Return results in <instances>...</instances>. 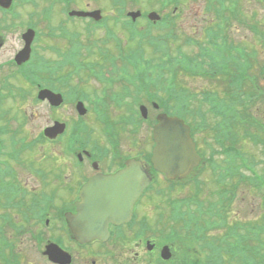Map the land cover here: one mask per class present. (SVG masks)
I'll use <instances>...</instances> for the list:
<instances>
[{"label":"rangeland","instance_id":"obj_1","mask_svg":"<svg viewBox=\"0 0 264 264\" xmlns=\"http://www.w3.org/2000/svg\"><path fill=\"white\" fill-rule=\"evenodd\" d=\"M38 3L45 2L43 0H36ZM85 3L88 5V9L91 8H104L105 6H110V0H84ZM146 4V3H145ZM152 8H148V6H142L139 5V7H134V8H140L142 10H151V9H155V10H160L162 11V9H160L159 7L161 6V3L157 0H154V2L152 3ZM46 4H42V6L44 7ZM145 7V8H143ZM78 8V7H76ZM172 8V7H169ZM205 8V2L204 0H188L187 2H184V5L180 6L179 9H186L187 14L184 16V14H182L180 17H178L177 21V27L179 30V35H180V39L182 37V35H189L190 37L193 38H199L200 40L203 39V35H202V30L204 28V26L206 25V23L208 21H210L212 19V16L206 14L203 10ZM53 10L56 9V7L54 6L52 8ZM79 9V8H78ZM17 12H18V17L17 20L18 21H24L26 22V17H28V13L30 10H32V8H29L27 5H25V1H22L16 8ZM263 10V6L259 5L258 3H253L251 0H244V4L240 5V15L241 17L243 16L245 19H247L249 21V19H252V16L250 18V15L252 13H256L257 17L260 15L261 16V11ZM110 13V11H108ZM41 12L39 11L38 14H40ZM108 16H110V14H107ZM53 19V21H52ZM64 21H67V19H63ZM74 19H78V18H74ZM58 20L54 17L51 18L50 22L51 24H55ZM75 22H77V20H74ZM84 23H78L75 26L77 28H79L80 26H82ZM70 27H72V25L68 24ZM41 27H44V24H42ZM69 27V28H70ZM76 28V29H77ZM247 27H245L242 23H240V21L238 22H234L231 21V24L228 28V37L230 40L234 41L235 43H246V44H251L252 43V38L249 35L248 30L246 29ZM113 32L116 34H120L121 35V39L123 44L130 48L133 49L136 47L137 42L135 39H129V35L127 33H125L124 31H122L119 27L117 26H113L112 28ZM17 32L18 29H14L12 31H9V33H7V38H8V42L9 44H7V46L5 47L4 50H8L9 46H11L10 44H17L18 43V39H17ZM182 34V35H181ZM95 38H100L103 37V31L102 30H97L95 33V36H93ZM250 41V42H249ZM51 43H55L59 46H62V42L61 41H51ZM176 44V43H175ZM174 44V45H175ZM189 46V45H188ZM192 46L188 47V51H191ZM187 48V47H186ZM254 73V70H253ZM79 77L81 78L80 80H82L84 77H82V75L78 76L75 75L71 82L72 85H76L78 83V79ZM182 79L186 80V82L188 84H190L191 86H193L194 89H199L200 87H212L213 89H217L218 90V85L219 83L216 82H210L207 81L205 79H189V78H183ZM91 84H92V88L90 87V90L88 88H85V90L87 92H90V94H92L93 89H95V91L99 92V88L100 86L93 83L92 80H90ZM261 84H263L264 82L262 80L259 81ZM83 84H81L82 86ZM244 102L242 104L240 103H236L235 104V108L237 110L238 113L245 111L248 112L252 118L257 119L260 117H258V112H257V107L259 106V103H252L249 100H243ZM88 104V103H87ZM25 111L27 113V115H29V122L28 125L30 126V129L32 131V133H35L37 130V127H41L43 125H47L49 124L51 121H53V119H60V120H69L71 118H74V112L72 110L71 104H68L67 106H65L64 108L61 109H57L54 110L55 112H53V114H50V109L49 107H45L42 104H30L29 102L25 103ZM70 114L69 116H66V114ZM32 114V116H30ZM56 117V118H53ZM85 120L87 121V123L93 127V120L91 117H87L85 116ZM35 122V124L33 125L32 122ZM72 123V122H70ZM129 132L125 130H123L120 133V139H119V143L120 146L123 150V152L125 153H131L132 150H130L128 148V144L126 142L127 138H128ZM140 138L143 140V145L147 147V145L149 144L148 141V130L147 128L144 126L141 134L139 135ZM243 142L240 143V146L245 150V151H249L251 152L254 156H255V161H256V167L255 169L257 171H260L261 169H264V150H262V148L257 145L254 146V148L251 145H245L243 146ZM49 145V143L47 142V146ZM53 145V144H51ZM60 145H57L55 148L53 149H49L50 147H47V153H53L52 156H56V159H48L49 161H45V165L48 167V171L49 170H55L56 167L60 168V169H66L65 165L66 162L63 158H62V154L60 151ZM57 158H60L59 160ZM212 177L209 172H203L201 178L205 181V184L202 185V193L205 190L207 192V196L209 195L210 192H214L216 190V186L212 181ZM58 186H60V184L56 183L51 185L52 189H56L57 191V197H62V199H65L66 193H61L60 189L57 188ZM188 190V195H190L191 190L190 188H186ZM182 191V190H181ZM262 192H258L255 189H252V191L250 193H245V198L246 199H242L243 193L240 192L238 195L240 196V199H236L235 203L232 206V212L236 213L238 216V219L241 220L242 222H250L252 225H254V223H261L262 220V213L264 211V206L263 204H260L261 201V194ZM184 195V192H180L179 194H176V196H180L182 197ZM206 197V196H205ZM157 199H153L152 201H146V204L150 205V209L146 210L144 209V211H149L148 213V217H153L156 218L157 213H158V209L156 208V206H153V202L156 201ZM143 204L142 208L146 207L147 205ZM117 253H121L122 255H126L127 254V247L125 245L118 247V251ZM86 254L82 253L80 255H76L75 256V264H87V259L85 258ZM119 257V256H118ZM119 261H125V259L120 258ZM29 264H40L38 261H33L30 260Z\"/></svg>","mask_w":264,"mask_h":264},{"label":"water","instance_id":"obj_2","mask_svg":"<svg viewBox=\"0 0 264 264\" xmlns=\"http://www.w3.org/2000/svg\"><path fill=\"white\" fill-rule=\"evenodd\" d=\"M3 2L6 1L3 0ZM156 139L158 146L153 160L169 177L184 176L189 172L190 167L196 164V161H193L195 156L192 145L187 138V131L182 129L179 122L162 117ZM188 156L190 158L187 159ZM138 169L141 170V167L133 164L117 176L111 177L110 180H107V184L102 187L107 192H98L93 186L86 191L92 203L93 208L91 210L96 213L92 216L86 212L83 215L84 219L79 220L77 231L80 235L99 233L101 230L98 228L99 226L91 227L103 217L106 227L108 221L129 214L132 202L143 186L140 183L137 185L136 179L143 178V173L140 172L138 177L134 175ZM95 192H98L101 199L92 197Z\"/></svg>","mask_w":264,"mask_h":264},{"label":"flooded vegetation","instance_id":"obj_3","mask_svg":"<svg viewBox=\"0 0 264 264\" xmlns=\"http://www.w3.org/2000/svg\"><path fill=\"white\" fill-rule=\"evenodd\" d=\"M34 163H30L28 160H23L22 157L19 158L17 162L18 168L14 169L13 171L16 172L15 175L12 176V182L8 185L9 190L14 193L16 191L19 192H39L41 189L46 188V167H45V159L40 158L35 155ZM0 166L8 165L13 166L14 163L11 161V154L10 153H3L0 154ZM31 165L34 169L31 168ZM3 171V170H2ZM10 173V172H9ZM71 179L68 180L70 182ZM8 183V179L3 176L0 180V184ZM77 180L71 182V184L66 186V191L73 190ZM73 193L69 194L66 197V206L62 207L61 210H56V208L49 207L50 211L47 214L46 208L43 207V202L45 201L44 195H40L39 201L35 202L33 205V210L31 213L27 214L25 212H21L19 215L15 216V220L12 219L9 223L10 227L9 230L13 233H9L8 236H20V243L21 246L24 242L29 240L28 237L22 236H47V233L50 235V239L46 238V243L48 242H55L57 243L63 250L67 251L68 253L75 254L79 251L78 242L74 240L73 236L68 230L67 222L65 220L64 214L68 211H74L75 207L74 204L71 205ZM1 198V197H0ZM3 198V196H2ZM0 200V203L3 204L4 200ZM60 209V207L58 208ZM7 212L11 216V211H8L5 208L0 207V213ZM32 215V216H31ZM35 218V221L33 220ZM29 221V225L34 223L32 228L27 229L26 231L21 230L15 227L25 226V223ZM49 227V228H48ZM54 229L60 231L59 232H51ZM0 230L3 232H8V230L0 226ZM59 235V236H54ZM123 236H127L123 234ZM57 237L55 240H51V238ZM34 239H38V237H34ZM44 242V239L41 240ZM45 243V244H46ZM44 244V245H45ZM21 246L19 249H22ZM113 261H110L109 264H113Z\"/></svg>","mask_w":264,"mask_h":264},{"label":"trees","instance_id":"obj_4","mask_svg":"<svg viewBox=\"0 0 264 264\" xmlns=\"http://www.w3.org/2000/svg\"><path fill=\"white\" fill-rule=\"evenodd\" d=\"M207 263L209 262L207 261ZM218 264H247V261L241 262L236 256H226L218 250Z\"/></svg>","mask_w":264,"mask_h":264},{"label":"bare ground","instance_id":"obj_5","mask_svg":"<svg viewBox=\"0 0 264 264\" xmlns=\"http://www.w3.org/2000/svg\"><path fill=\"white\" fill-rule=\"evenodd\" d=\"M141 203V202H140Z\"/></svg>","mask_w":264,"mask_h":264}]
</instances>
